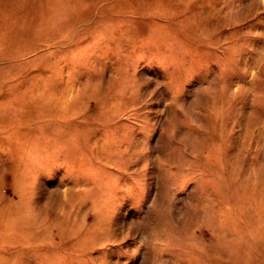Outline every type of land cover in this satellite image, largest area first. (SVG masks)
I'll list each match as a JSON object with an SVG mask.
<instances>
[{
  "label": "rangeland",
  "instance_id": "rangeland-1",
  "mask_svg": "<svg viewBox=\"0 0 264 264\" xmlns=\"http://www.w3.org/2000/svg\"><path fill=\"white\" fill-rule=\"evenodd\" d=\"M0 264H264V0H0Z\"/></svg>",
  "mask_w": 264,
  "mask_h": 264
}]
</instances>
